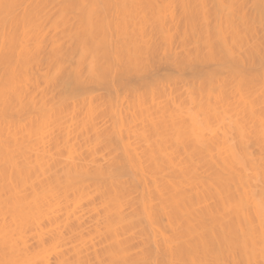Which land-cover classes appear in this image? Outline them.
<instances>
[{
  "label": "bare ground",
  "instance_id": "obj_1",
  "mask_svg": "<svg viewBox=\"0 0 264 264\" xmlns=\"http://www.w3.org/2000/svg\"><path fill=\"white\" fill-rule=\"evenodd\" d=\"M0 264H264V0H0Z\"/></svg>",
  "mask_w": 264,
  "mask_h": 264
}]
</instances>
